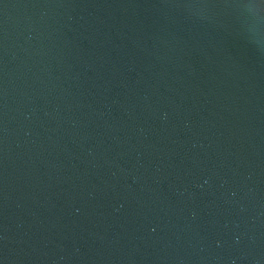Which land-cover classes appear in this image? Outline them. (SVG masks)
Wrapping results in <instances>:
<instances>
[{
	"label": "water",
	"instance_id": "obj_1",
	"mask_svg": "<svg viewBox=\"0 0 264 264\" xmlns=\"http://www.w3.org/2000/svg\"><path fill=\"white\" fill-rule=\"evenodd\" d=\"M0 264H264V0H0Z\"/></svg>",
	"mask_w": 264,
	"mask_h": 264
}]
</instances>
